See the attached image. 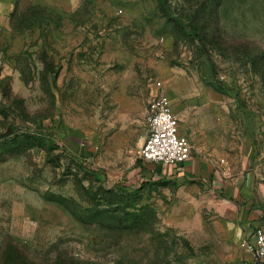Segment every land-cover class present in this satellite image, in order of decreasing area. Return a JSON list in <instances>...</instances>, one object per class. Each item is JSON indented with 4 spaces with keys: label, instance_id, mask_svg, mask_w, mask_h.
<instances>
[{
    "label": "rangeland",
    "instance_id": "obj_1",
    "mask_svg": "<svg viewBox=\"0 0 264 264\" xmlns=\"http://www.w3.org/2000/svg\"><path fill=\"white\" fill-rule=\"evenodd\" d=\"M17 1L0 15V257L10 240L35 264H248L224 191L135 169L166 94L195 145L248 152L264 221V0Z\"/></svg>",
    "mask_w": 264,
    "mask_h": 264
},
{
    "label": "crops",
    "instance_id": "obj_2",
    "mask_svg": "<svg viewBox=\"0 0 264 264\" xmlns=\"http://www.w3.org/2000/svg\"><path fill=\"white\" fill-rule=\"evenodd\" d=\"M66 1L69 7L70 0ZM21 8L17 0H0V15L17 13ZM203 113L200 108L197 110L196 121L202 118ZM181 132L186 134L194 145L192 156L184 162L172 164L145 161L148 162L146 165H139L135 169L137 178L141 180V175L146 174L147 178L178 183L188 180L204 181L213 188L224 191L235 205L238 218L233 225L239 230L241 241L251 234L256 225L264 228L263 211L255 197L254 174L249 167L248 152L238 154L237 151L224 149L219 145L221 143L218 139H214V145L209 141L211 146H197L182 127ZM245 256L248 264H254L250 252H246Z\"/></svg>",
    "mask_w": 264,
    "mask_h": 264
},
{
    "label": "built area",
    "instance_id": "obj_3",
    "mask_svg": "<svg viewBox=\"0 0 264 264\" xmlns=\"http://www.w3.org/2000/svg\"><path fill=\"white\" fill-rule=\"evenodd\" d=\"M193 151L191 139L181 132L180 118L170 97L163 93L155 96L148 110L140 158L166 164L180 163L189 159ZM241 245L252 254L254 264H264L263 227L256 225Z\"/></svg>",
    "mask_w": 264,
    "mask_h": 264
},
{
    "label": "trees",
    "instance_id": "obj_4",
    "mask_svg": "<svg viewBox=\"0 0 264 264\" xmlns=\"http://www.w3.org/2000/svg\"><path fill=\"white\" fill-rule=\"evenodd\" d=\"M161 3V6L164 8V10H169V2L168 0H159ZM204 28L207 26V22L205 21L203 23ZM185 28V26H184ZM186 29V28H185ZM198 36V35H197ZM200 39H202L200 37ZM7 243L8 251H6V254L4 256L0 257V264H35L30 260L28 256H23V254L20 252L17 244H12L9 240ZM2 253L3 249H2ZM1 253V255H3Z\"/></svg>",
    "mask_w": 264,
    "mask_h": 264
},
{
    "label": "water",
    "instance_id": "obj_5",
    "mask_svg": "<svg viewBox=\"0 0 264 264\" xmlns=\"http://www.w3.org/2000/svg\"><path fill=\"white\" fill-rule=\"evenodd\" d=\"M12 133V129L9 127L5 132L1 133L2 136H6L8 134Z\"/></svg>",
    "mask_w": 264,
    "mask_h": 264
}]
</instances>
